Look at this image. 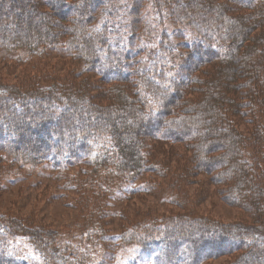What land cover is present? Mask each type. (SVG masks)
<instances>
[{
    "label": "trees",
    "instance_id": "16d2710c",
    "mask_svg": "<svg viewBox=\"0 0 264 264\" xmlns=\"http://www.w3.org/2000/svg\"><path fill=\"white\" fill-rule=\"evenodd\" d=\"M0 53L61 66L0 79V192L49 167L78 220L0 212V264H95L115 239L152 264H264V0H0ZM208 195L239 219L203 214Z\"/></svg>",
    "mask_w": 264,
    "mask_h": 264
},
{
    "label": "rangeland",
    "instance_id": "374dc122",
    "mask_svg": "<svg viewBox=\"0 0 264 264\" xmlns=\"http://www.w3.org/2000/svg\"><path fill=\"white\" fill-rule=\"evenodd\" d=\"M10 57L12 56L9 54L7 56L0 53V79L2 81L9 83L20 82L23 72H27L23 75L29 73L33 75V72L60 74L61 66L59 65L60 59L58 57L44 59L40 63L44 70L36 69L31 65L16 63L9 60L8 58ZM67 66L63 67L61 71L63 74L71 67H76L75 65ZM6 173L4 187L0 192V212L12 214L14 217H30L36 224L48 229L52 228L59 231V233H65L68 228L73 230V224L78 222L77 216L70 209L71 207L67 205L61 192H59V182L55 180L54 173L49 167L24 166L19 169H12ZM6 181L8 182L6 183ZM45 185L50 187V191L46 192L43 189ZM53 194L58 196L57 200L53 198ZM157 194L158 192L153 196L135 197L129 203H126L124 207L132 215L136 213V210L143 212L151 207L158 208L160 206V198H158ZM72 196L70 195L69 198H72ZM122 205V197L114 193L110 199V205H108L109 211L114 213L120 210ZM201 206L199 208H202V213L213 219H219L227 223L239 219L238 212L223 205L214 195H208L201 203ZM108 226L109 233L115 232L117 218L113 215L110 216ZM131 260H136L138 264H152L150 257L140 255V252L134 247L120 245L115 239V241H108L101 247L95 264H126Z\"/></svg>",
    "mask_w": 264,
    "mask_h": 264
}]
</instances>
